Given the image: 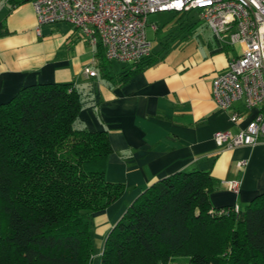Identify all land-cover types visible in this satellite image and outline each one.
Listing matches in <instances>:
<instances>
[{
	"label": "trees",
	"instance_id": "obj_1",
	"mask_svg": "<svg viewBox=\"0 0 264 264\" xmlns=\"http://www.w3.org/2000/svg\"><path fill=\"white\" fill-rule=\"evenodd\" d=\"M82 98L72 83L45 82L0 103V264L91 262L93 216L125 186L106 178L108 132L78 126ZM214 183L192 170L143 188L107 233L100 264H264V193L237 210L213 206Z\"/></svg>",
	"mask_w": 264,
	"mask_h": 264
},
{
	"label": "crops",
	"instance_id": "obj_2",
	"mask_svg": "<svg viewBox=\"0 0 264 264\" xmlns=\"http://www.w3.org/2000/svg\"><path fill=\"white\" fill-rule=\"evenodd\" d=\"M31 1L0 0V103L29 84L72 83L83 96L78 126L108 132L112 152L106 178L123 183L125 192L93 216L90 264H100L109 230L141 190L159 178L208 172L215 182L209 195L213 206L243 207L264 193V139L232 149L213 139L216 131L244 128L256 112L241 103L222 111L212 100V79L227 68L239 46L220 44L198 17L186 23L194 32L188 41L163 43L158 54L151 52L148 63L134 70L135 65L107 60L100 45L91 46L69 23L45 24L37 35ZM85 67L96 75H86ZM233 114L240 120L231 121ZM228 180L239 181L238 192L225 186Z\"/></svg>",
	"mask_w": 264,
	"mask_h": 264
},
{
	"label": "built area",
	"instance_id": "obj_3",
	"mask_svg": "<svg viewBox=\"0 0 264 264\" xmlns=\"http://www.w3.org/2000/svg\"><path fill=\"white\" fill-rule=\"evenodd\" d=\"M35 33L41 35L45 24L66 22L77 28L91 45H100L107 60L135 65L151 54L146 35L147 16L158 12L196 11L224 46H239L227 68L211 82V96L216 108L227 110L241 103L256 112L237 132L216 131L218 145L232 149L254 145L264 139V0H32ZM156 30V24H151ZM88 76L96 71L84 68ZM237 122L240 117L231 115ZM239 166L245 165L240 161ZM238 192L239 181H223ZM237 210L238 206L234 205Z\"/></svg>",
	"mask_w": 264,
	"mask_h": 264
},
{
	"label": "rangeland",
	"instance_id": "obj_4",
	"mask_svg": "<svg viewBox=\"0 0 264 264\" xmlns=\"http://www.w3.org/2000/svg\"><path fill=\"white\" fill-rule=\"evenodd\" d=\"M199 21L198 14L196 11H190L182 14H174L173 12H158L149 14L147 16L146 35L151 42L152 55L158 54L161 49L165 46V42H174V46L186 42L189 37L194 33L189 27L187 22ZM156 24L157 29L151 28V24ZM195 25L199 26V22ZM196 26V27H197ZM238 45H233V47ZM125 192V190H124ZM127 206V205H126ZM95 248V246H94ZM187 258L185 256H177L171 264H186Z\"/></svg>",
	"mask_w": 264,
	"mask_h": 264
}]
</instances>
